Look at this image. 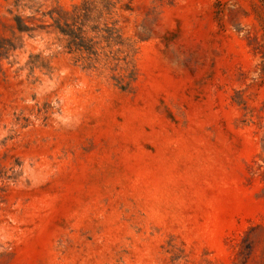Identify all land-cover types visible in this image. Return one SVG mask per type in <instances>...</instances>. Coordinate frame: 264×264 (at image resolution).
Returning <instances> with one entry per match:
<instances>
[{
	"label": "rangeland",
	"instance_id": "374dc122",
	"mask_svg": "<svg viewBox=\"0 0 264 264\" xmlns=\"http://www.w3.org/2000/svg\"><path fill=\"white\" fill-rule=\"evenodd\" d=\"M0 264H264V0H0Z\"/></svg>",
	"mask_w": 264,
	"mask_h": 264
}]
</instances>
